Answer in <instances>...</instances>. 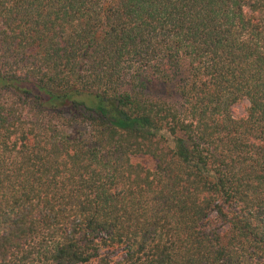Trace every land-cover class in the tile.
Masks as SVG:
<instances>
[{
	"label": "trees",
	"instance_id": "16d2710c",
	"mask_svg": "<svg viewBox=\"0 0 264 264\" xmlns=\"http://www.w3.org/2000/svg\"><path fill=\"white\" fill-rule=\"evenodd\" d=\"M0 264H264V0H0Z\"/></svg>",
	"mask_w": 264,
	"mask_h": 264
},
{
	"label": "rangeland",
	"instance_id": "374dc122",
	"mask_svg": "<svg viewBox=\"0 0 264 264\" xmlns=\"http://www.w3.org/2000/svg\"><path fill=\"white\" fill-rule=\"evenodd\" d=\"M248 102L242 101L241 103L235 104L231 107L233 116L241 117L245 114ZM218 225V224H217Z\"/></svg>",
	"mask_w": 264,
	"mask_h": 264
}]
</instances>
